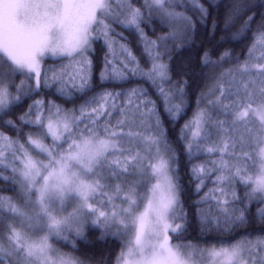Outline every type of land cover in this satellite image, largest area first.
<instances>
[{
	"label": "snow or ice",
	"instance_id": "snow-or-ice-1",
	"mask_svg": "<svg viewBox=\"0 0 264 264\" xmlns=\"http://www.w3.org/2000/svg\"><path fill=\"white\" fill-rule=\"evenodd\" d=\"M0 264H264V0H0Z\"/></svg>",
	"mask_w": 264,
	"mask_h": 264
},
{
	"label": "trees",
	"instance_id": "trees-1",
	"mask_svg": "<svg viewBox=\"0 0 264 264\" xmlns=\"http://www.w3.org/2000/svg\"><path fill=\"white\" fill-rule=\"evenodd\" d=\"M197 227L198 226H196L195 224L193 225V228L191 230V235L188 237L189 239H193L199 235L197 231ZM96 235H92L89 237V240L91 241V245H85L83 242H80L81 247L86 248L88 252L95 254L96 257H100L101 255H107V253L110 250L109 245L112 244V241L109 240L108 243L99 241L96 239Z\"/></svg>",
	"mask_w": 264,
	"mask_h": 264
}]
</instances>
